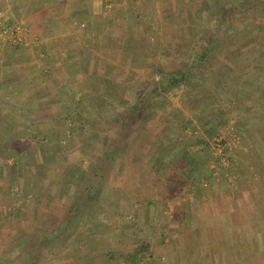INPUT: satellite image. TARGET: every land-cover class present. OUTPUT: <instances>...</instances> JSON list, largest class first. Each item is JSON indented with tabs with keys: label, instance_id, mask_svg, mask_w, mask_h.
I'll list each match as a JSON object with an SVG mask.
<instances>
[{
	"label": "crops",
	"instance_id": "0c3cea01",
	"mask_svg": "<svg viewBox=\"0 0 264 264\" xmlns=\"http://www.w3.org/2000/svg\"><path fill=\"white\" fill-rule=\"evenodd\" d=\"M0 26V264H22L26 253L28 264H73L77 246L93 256L89 264H108L101 249L130 237L126 227L108 229L100 209L128 203L123 166L91 190L85 173L73 180L70 172L75 163L93 172L91 160L107 156V146L90 142L100 137V122L88 112H104L107 97L130 79L137 84L150 66L145 78L165 82L194 66L192 77L210 80L209 95L224 103L219 130L230 127L240 138L225 264H264L256 242H264V0H0ZM102 166L94 170L103 174ZM109 174L113 182L104 186ZM145 205L137 193L133 214L113 211L110 220L135 223Z\"/></svg>",
	"mask_w": 264,
	"mask_h": 264
},
{
	"label": "rangeland",
	"instance_id": "374dc122",
	"mask_svg": "<svg viewBox=\"0 0 264 264\" xmlns=\"http://www.w3.org/2000/svg\"><path fill=\"white\" fill-rule=\"evenodd\" d=\"M0 27L2 28V26ZM226 49H228V47L223 48V50ZM202 66L206 67V64L203 63ZM173 67L174 62L169 60L168 64L165 66V70L170 71ZM150 72H154V68H151V66L143 69L140 73L142 74L141 77L136 79L138 81L137 84L135 83V80H128L129 86L132 87L131 89H134L136 85H138V89L141 88L139 86H142V83L146 85L145 88L148 87V90L153 88L151 85H154L156 88L157 85L151 83L153 79L145 78L146 73ZM191 80L193 81L192 84L185 82L179 86H164L165 92L158 100L153 101V105L156 106L154 108L152 107V111H155V115L153 116L154 121L151 123V127L156 125L157 128H159L161 125L172 120L171 118H173L175 125L179 126L188 123V119L193 120V125L184 130L185 135H183V138L181 137L182 145L179 147L183 148L184 146H187L191 148L197 158L204 162L202 167L191 173V177L186 178V174L180 173L179 170L183 163L166 164V169L163 170L162 168L165 172L162 173L163 171L161 170V173H159L165 178V180L169 181V184L171 183L169 185V195L166 198L163 196V189H165V187L162 184L156 191L149 184L144 185L142 189L136 187L137 185L134 176L129 174V179L127 178L129 170L126 169V163L123 164L125 157H123L124 155L122 156V154L117 155V159L114 163V165L116 164L115 169L113 170L112 167L110 172L114 173L115 170L118 171L120 169L119 167L123 166L124 174L122 175L125 180L123 181L124 187L122 190L128 195V203L125 205L122 203V206H117L116 208L112 205V201H110L108 205L103 208L101 207L100 209L102 212H105L103 215H105L109 221L107 224L112 225V227L108 226V229L112 228L116 231V229L123 228V230H127L125 231V234L130 235V237L122 239L118 249L123 251L133 249V246H135V244L141 239H145L151 243L153 255L145 256V258L139 260L138 264L226 263V253L228 251L226 245L228 241L226 232H229V230L231 231L232 228L235 227L228 222V209L226 210V203L230 201V193L236 188V184L238 183L235 175L238 174V163L236 162V159L238 158L237 152L240 146L238 140H240V138L230 127L220 129L218 134H220L219 138H222L223 150L221 153L218 150L216 152L214 149V146H216V143L214 142L216 135L209 136L204 129H201L199 117L205 116V119L212 117L210 123H216L218 120L215 117L222 114L220 109L225 108L224 103H221L219 100L215 103L214 101L217 99L209 95L210 91L215 93L214 89L210 88V80L204 78L200 79L199 77H191ZM129 86L124 87L123 90H121V94H117V96L122 95L123 97L124 95L127 103H134L136 96H134V92ZM189 86L190 90H196V92H198L197 96L193 93H185V89ZM107 99L110 101H108L109 107L104 110V112L90 110L88 115H86L88 120L94 122L95 125L100 122L97 128L98 133L96 132V135L99 134L100 137L98 138L97 135L93 142L90 141L92 145L100 148L101 145L103 148L107 145L108 137L115 135V131L118 127L112 114L110 115L108 112L112 107H115V109L117 108L115 111L119 112L124 108L122 102L115 100L112 103L110 97H107ZM160 103L161 106H159ZM123 104L125 105L126 103L123 101ZM207 106L210 110L204 109V107ZM169 111H172V114H176V116L170 117L168 115H163V113H169ZM202 112L205 114H201ZM98 119H100V121ZM194 126L197 127L195 128ZM158 130L159 129L156 131ZM93 131L94 130L91 128V134H93ZM102 135H104L106 139L103 142L101 140ZM202 137L207 140V143L203 142ZM165 145L167 146L164 142L157 143L155 147L156 151H153L149 156L151 160L150 164L155 165L157 158L155 152L164 150ZM151 149H149V151H151ZM91 152H94L93 149H91ZM89 154L93 155L92 153ZM93 162L94 164L91 163V165H93L91 171L93 172H84L80 166H78V163H75L74 169L70 172V178L73 180L79 178V176L85 173L83 176L84 183L90 187V190L97 183H100L101 185L104 181L103 175H100L101 172L97 173L98 168L97 170H94V168L97 165L102 166L105 160ZM64 166L65 165L63 164L61 169ZM146 168L150 177H154L152 175L156 173L158 174L157 171H160L159 164H156L155 167L149 166ZM168 168L169 171L167 173ZM136 175L138 176L137 173ZM183 175L185 176V182L180 178ZM109 181H111V183L113 182L110 174L105 180L107 183H104V186L108 185ZM127 182L130 185H128ZM130 188L132 189V192H129ZM135 188L140 192L135 190ZM101 193H107V191L100 188V194ZM137 193L140 194L142 202H146V200L148 201L149 207L147 208L146 205L139 207L138 212L136 211L138 219L135 223H132L131 221L129 225L128 223H122L124 225H121L117 222H112L110 219L113 211L118 216H122L121 218H123L124 214H130V211L133 214L132 211H134V207L131 206V200H133V197H135ZM166 203L169 205L167 206ZM114 224L119 225L118 227H115ZM131 224L132 226H130ZM251 239L252 238H250L248 242H251ZM68 240L70 243L71 239ZM256 242L260 247L257 252H259L260 256L262 255V258H264V242L260 243L257 240ZM220 246L221 248L218 249ZM253 249H255L254 246L251 248V254L257 253L252 252ZM30 260V255L26 253L22 257V264H28V261L30 262ZM125 264H128V262Z\"/></svg>",
	"mask_w": 264,
	"mask_h": 264
},
{
	"label": "trees",
	"instance_id": "16d2710c",
	"mask_svg": "<svg viewBox=\"0 0 264 264\" xmlns=\"http://www.w3.org/2000/svg\"><path fill=\"white\" fill-rule=\"evenodd\" d=\"M191 69L192 70H189V72H187V74L183 75L182 77H178L177 75L171 77L168 82L163 80L156 81L153 79L151 83H154L157 85V87H154L148 91H146V85L142 83V86H139L141 88H139L137 93L134 94V96H136L134 103H127L124 95L123 97L122 95L117 96V94H111L108 96L110 97L112 103L115 100L122 102L124 108L119 112L115 111L117 108L115 109V107H112L108 112L110 115L112 114L115 123L118 124V127L115 131V135L108 137V143L106 145L108 152L106 158L104 159L105 163L102 166L104 172L100 175H105L104 173L106 172L109 173L112 165H114L117 159L115 156L117 155L119 149L122 148L125 156L124 164L126 163V169L129 170L128 177H126L129 179L130 168L132 167L133 172L135 171L134 179L136 180V187L142 189L144 185L149 184L156 191L157 188H159L162 184L165 187V189H163V196L166 198L168 196L170 188L169 185L171 183L169 184V181L165 180V178L159 174L161 173V167H164L168 163H183L184 165L182 164L179 170L180 173L186 174V178L191 177V173L202 167L204 162L197 158L191 148L187 146H182L183 148L179 147L182 145L181 137L183 138V135H185L184 130L193 125V120L188 119V123L179 126L175 125L173 118H171L172 120L168 121L167 123L163 125L160 124L161 126L159 125V128H157L156 125L151 127V123L154 121L153 116L155 115V111H152V109L156 106L153 105V101L158 100L159 97L164 93L165 88L163 87L166 85L175 86L181 85L185 82L192 84L193 81L191 80V77L195 67L193 66ZM123 101L126 103L125 105L123 104ZM159 106H161V103ZM201 114L205 113L202 112ZM163 115H168L170 117L176 116V114H172V111H169V113L165 112ZM211 118L212 117H208L205 119V116L199 117L201 129H204V131L209 136H219V128L223 124V117L222 115H217L215 117L218 120V124L210 123ZM194 127L196 128L197 126ZM157 129L159 130L156 131ZM202 139L203 142L207 143V140L204 137H202ZM158 142H164L167 144V146L165 145L164 150L155 152L157 154L155 165L159 164L160 171H157L158 174L156 173L152 175L154 177H150V174L148 171H146V167H155V165L150 164V162L147 164L144 159V154H146L147 151L149 152L151 147L152 152L156 151L155 147ZM127 184L130 185L128 182ZM86 205L87 204L84 203L81 208L78 206L75 207L71 214L74 216L77 215ZM53 229L58 228L55 227ZM47 244L48 242L45 243V246ZM84 246L86 247V251H94V244L90 246ZM103 249L105 250L103 255L105 258H107L108 264H125L127 262L128 264H138L139 260L145 258V256L153 255L151 243L145 239H141L137 244H135V246H133V249L123 251L120 249L111 248L109 245L102 248L101 250ZM81 257V249L77 246L75 254L72 255L73 264H89V261L92 260L93 256H86L88 259L85 256L82 258Z\"/></svg>",
	"mask_w": 264,
	"mask_h": 264
},
{
	"label": "built area",
	"instance_id": "2783aa9c",
	"mask_svg": "<svg viewBox=\"0 0 264 264\" xmlns=\"http://www.w3.org/2000/svg\"><path fill=\"white\" fill-rule=\"evenodd\" d=\"M110 5L111 4L109 3V6ZM19 30H20V26H15V27L7 28V31L9 33H11V35H14V34L18 33ZM219 137H220V135L217 136V137L215 136V138H214V142L216 143V146H214V149L216 150V152L218 150L221 153L222 150H223V148H222V140H221L222 138L220 139Z\"/></svg>",
	"mask_w": 264,
	"mask_h": 264
}]
</instances>
